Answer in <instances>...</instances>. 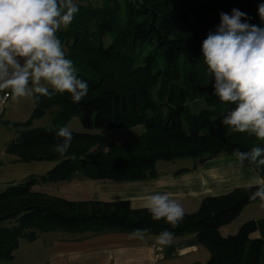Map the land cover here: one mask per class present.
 Segmentation results:
<instances>
[{
  "label": "trees",
  "instance_id": "trees-1",
  "mask_svg": "<svg viewBox=\"0 0 264 264\" xmlns=\"http://www.w3.org/2000/svg\"><path fill=\"white\" fill-rule=\"evenodd\" d=\"M264 0H101L78 3L79 12L67 30L56 33L88 94L73 103L68 93L33 101L31 116L19 127L5 151L22 163L52 162L44 174L28 175L0 192V260H10L18 241L38 233L96 235L168 230L173 238L195 236L209 252L204 264H264V240L254 236L255 222L241 224L234 234L221 229L234 221L256 188L238 187L204 197L198 209L185 213L178 226L154 221L145 208L125 201H72L34 189L43 183L70 180L79 174L91 180L129 181L156 175L157 161L189 159L193 168L236 149L264 147L249 133L234 132L221 120L234 105L212 94L214 78L203 62L201 45L215 31L221 12L237 8L250 24L264 27L258 4ZM203 100L205 106L192 104ZM46 113L52 125L32 127ZM73 117L84 132H72L65 155L54 150L56 135ZM143 126L132 141L114 143L92 132L104 128ZM245 165H250L248 161ZM186 168L180 169L185 170Z\"/></svg>",
  "mask_w": 264,
  "mask_h": 264
},
{
  "label": "clouds",
  "instance_id": "clouds-1",
  "mask_svg": "<svg viewBox=\"0 0 264 264\" xmlns=\"http://www.w3.org/2000/svg\"><path fill=\"white\" fill-rule=\"evenodd\" d=\"M79 7L74 0H0V108L9 97L39 102L41 96L68 93L73 103H80L88 94L87 82L77 76L73 61L67 58L56 33L67 30ZM258 15L264 24V3L258 4ZM215 31L202 41L203 62L214 78L212 94L223 103L234 105L221 123L232 131L255 135L264 141V27L250 24L247 13L233 8L221 12ZM56 135L62 142L54 146L65 155L73 139L71 130L60 127ZM236 160L264 166V147L234 151ZM245 191L256 188L250 200L259 199L264 208V179L252 175L238 185ZM143 207L154 221L164 219L172 227L183 220V206L167 192L145 197ZM146 230L136 229L131 235L143 239ZM173 233L164 230L156 239L161 247L169 246Z\"/></svg>",
  "mask_w": 264,
  "mask_h": 264
},
{
  "label": "crops",
  "instance_id": "crops-1",
  "mask_svg": "<svg viewBox=\"0 0 264 264\" xmlns=\"http://www.w3.org/2000/svg\"><path fill=\"white\" fill-rule=\"evenodd\" d=\"M33 109L32 99L22 98L18 102L9 99L0 117V163L5 158L15 161V156L6 153V145L18 135L19 127L15 124L25 122ZM18 163L9 164V169L0 166V192L10 183L31 174H44L53 166L52 162H31L28 163L31 166L18 173ZM192 166L189 159L157 161L156 175L150 178L109 181L91 180L76 174L70 180L43 183L34 189L72 201H125L132 208H144L145 197L149 194L167 192L183 206L185 213H192L204 197L228 193L252 175L264 179V166L254 173L251 171L254 166L241 165L233 155L220 154ZM182 168L186 169L181 171ZM260 203L245 206L234 221L221 229L222 233L234 234L240 223L253 220L256 225L254 236L264 240V208ZM241 215L243 219H240ZM237 219L240 223L234 224ZM157 237L144 235L139 239L119 231L87 236L63 231L43 232L33 241L21 238L12 258L4 264H204L209 258V252L193 235L173 238L166 247L156 243Z\"/></svg>",
  "mask_w": 264,
  "mask_h": 264
},
{
  "label": "rangeland",
  "instance_id": "rangeland-1",
  "mask_svg": "<svg viewBox=\"0 0 264 264\" xmlns=\"http://www.w3.org/2000/svg\"><path fill=\"white\" fill-rule=\"evenodd\" d=\"M75 3H91L93 5L98 4L101 2V0H74ZM192 106L195 109L203 108L205 106V103L203 100H198L196 103L192 104ZM52 125V115L50 113H46L43 117L35 120L32 127H41V126H47ZM64 126L68 127L73 132H84L86 131L81 123V120L79 117H73L68 121ZM144 131L143 126H136L129 129H115V128H104L99 130H92V132L98 133L106 138H108L110 141H113L114 143H126L132 141L136 136L141 134ZM4 159V157H3ZM15 161L11 160L9 161V158H5L3 163H0V166L4 165L7 169H9V164H14ZM44 164V163H43ZM31 166V164L28 163H18L17 169L15 166H13L18 173H21L22 171H25L26 168ZM50 169V168H49ZM240 219H243V216H240ZM247 220L243 221L242 223L246 222ZM240 223L239 219H237L234 224ZM241 225V223H240ZM6 260H0V264H4Z\"/></svg>",
  "mask_w": 264,
  "mask_h": 264
},
{
  "label": "built area",
  "instance_id": "built-area-1",
  "mask_svg": "<svg viewBox=\"0 0 264 264\" xmlns=\"http://www.w3.org/2000/svg\"><path fill=\"white\" fill-rule=\"evenodd\" d=\"M2 95H3V93H0V96H2ZM9 99H10V97H9ZM9 99L7 100L6 104H5L2 108H0V117H1V115H2V113H3V110H4L5 107H6V105H7L8 101H9ZM1 160H2V156H1V154H0V162H1Z\"/></svg>",
  "mask_w": 264,
  "mask_h": 264
}]
</instances>
